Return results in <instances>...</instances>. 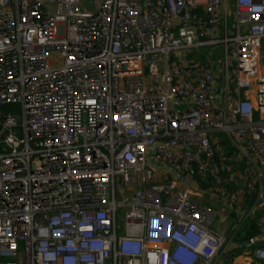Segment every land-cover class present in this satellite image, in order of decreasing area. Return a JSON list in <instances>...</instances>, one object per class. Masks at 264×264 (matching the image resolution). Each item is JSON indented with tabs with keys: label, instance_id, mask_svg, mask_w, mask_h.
Returning <instances> with one entry per match:
<instances>
[{
	"label": "built area",
	"instance_id": "obj_1",
	"mask_svg": "<svg viewBox=\"0 0 264 264\" xmlns=\"http://www.w3.org/2000/svg\"><path fill=\"white\" fill-rule=\"evenodd\" d=\"M90 1L0 0V264L233 263L192 196L264 230V0Z\"/></svg>",
	"mask_w": 264,
	"mask_h": 264
},
{
	"label": "rangeland",
	"instance_id": "obj_2",
	"mask_svg": "<svg viewBox=\"0 0 264 264\" xmlns=\"http://www.w3.org/2000/svg\"><path fill=\"white\" fill-rule=\"evenodd\" d=\"M264 47V43H263ZM198 193V191L196 192ZM192 200L194 202H197L199 204L208 206L213 208L218 213V218L214 222V228L218 230L220 233L224 234L225 236V243H227V247H225L224 251H230L235 256L237 250H232L233 246L237 248V243L234 241L235 232L238 229L239 225L237 222V219L233 215V212L227 209V207L219 202H217L218 199L214 195H193ZM235 243V244H234ZM247 249L239 250L240 253L238 256H246Z\"/></svg>",
	"mask_w": 264,
	"mask_h": 264
},
{
	"label": "trees",
	"instance_id": "obj_3",
	"mask_svg": "<svg viewBox=\"0 0 264 264\" xmlns=\"http://www.w3.org/2000/svg\"><path fill=\"white\" fill-rule=\"evenodd\" d=\"M248 204H249L248 210H251L256 205V201H251ZM259 217L260 214L256 212L252 215L251 218L246 219L245 221L242 222V224L239 225L238 229L235 232V240H237L238 248H239L235 252L236 255L240 253L239 250H243L245 248V247H241V244H243V246H246L248 242H252L255 239H257L264 231V230L261 231V228L258 227ZM250 246L254 248V243H251Z\"/></svg>",
	"mask_w": 264,
	"mask_h": 264
},
{
	"label": "crops",
	"instance_id": "obj_4",
	"mask_svg": "<svg viewBox=\"0 0 264 264\" xmlns=\"http://www.w3.org/2000/svg\"><path fill=\"white\" fill-rule=\"evenodd\" d=\"M262 192L264 193V188L262 190ZM263 196V195H262ZM217 202L225 205V203L221 200H217ZM226 206V205H225ZM227 207V206H226ZM248 208V205L246 207V210ZM228 209V208H227ZM233 215L235 216V214L233 213ZM236 218V216H235ZM263 229H261L262 231ZM234 241L237 243V248H235V246H233L232 250H238V242L237 240H235L234 237ZM251 243H254V248H252L250 245ZM235 244V243H234ZM250 244V245H249ZM241 247H245L244 249H247L245 253H247V256L250 252L254 251V249H258V248H264V231L261 233V235L255 239L252 242H248V244L246 246H243V244H241ZM242 249V248H241ZM243 249V250H244ZM238 256V255H235ZM213 264H264V261L262 262H257L252 260L250 257H246V256H239V257H235V261L233 263H230L228 260H226L225 258H218Z\"/></svg>",
	"mask_w": 264,
	"mask_h": 264
},
{
	"label": "water",
	"instance_id": "obj_5",
	"mask_svg": "<svg viewBox=\"0 0 264 264\" xmlns=\"http://www.w3.org/2000/svg\"><path fill=\"white\" fill-rule=\"evenodd\" d=\"M84 7H85L86 11H88V12L92 11L93 10V3L90 0H85ZM183 15H184V12L181 13V16H183ZM216 81L221 82V77L217 76ZM263 186H264V184H263ZM263 201H264V193H263L262 199L259 200V204H263Z\"/></svg>",
	"mask_w": 264,
	"mask_h": 264
}]
</instances>
